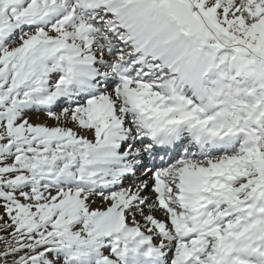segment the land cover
<instances>
[{
    "label": "rangeland",
    "instance_id": "374dc122",
    "mask_svg": "<svg viewBox=\"0 0 264 264\" xmlns=\"http://www.w3.org/2000/svg\"><path fill=\"white\" fill-rule=\"evenodd\" d=\"M186 1L196 5L201 15L206 13L220 31L217 38L220 37L223 44L216 43V36L210 28V31L191 38L189 41L197 42V52L185 66L193 68L180 79L179 75L168 76L167 73L174 72L175 67L165 68L166 64L163 63L175 44L166 53L160 51L167 46L165 44L176 39L170 32L172 28L167 29L169 24L174 23L169 21L166 0H90L84 3L81 0H0V264H147L141 260L144 246H140L153 240L154 247L165 253L161 252V258L167 257L158 264H173L175 256L185 251H188L185 252L187 255L193 253L196 256L192 250L196 246L191 241L196 237L177 241L176 230L173 231L174 224L179 222L181 210L176 196L183 191L179 183L182 181L183 168H188L187 163H192L193 172L202 171V166L214 169L219 165L224 169V165H228L230 178L222 182L226 181L224 184H227L230 180L232 183L226 188L228 192L225 198H228L225 199L227 204L224 207L230 212L228 205H235V201L246 204L244 209L235 210L231 206L234 212L232 216L220 217L221 213H216L215 208L211 209L215 219L207 223V233L201 241V253L197 254L195 264H210V255L218 254L223 258L230 251L238 254L237 264H255L240 257L242 251L236 250L237 253L230 247L218 249L217 242L242 224L241 237H236L238 242L250 237L247 242L250 247L254 243V247H257L259 239L264 245L263 237L258 235L260 232H252L253 227H259L262 231L260 234H263L264 223L260 225V222L248 220L257 208L258 199H264V0ZM91 12L100 14L93 19V15L89 14ZM125 33L127 36L134 35L132 37L137 40L135 45L124 43ZM209 36L213 39L209 40ZM116 43L121 45L116 48ZM145 43V48L140 49ZM123 45L130 46L124 48ZM204 45L208 46V50L205 51ZM210 45L212 49L209 50ZM179 54L178 57L184 56V49ZM129 58L130 65L141 58L158 67L150 81L138 78L139 74L146 75L143 73L146 69L125 76L130 80V88H148L146 82L155 81L157 91L153 92L152 88L147 96V99L151 96L154 102L165 94L164 97L171 96L175 86L172 88V85L176 82L184 91L181 92L190 98H198L199 94L195 93L200 91L197 85L221 92V95L209 92L207 96L212 95L222 102L226 100L225 96L231 102L232 98L241 94L238 99L252 105L249 114L242 115V118L257 116L255 121L246 122L245 130L250 127L260 141L251 143L254 136L243 131L244 120L240 115L234 117L229 109H226L228 117L225 113L215 118L210 115L202 123L199 119L208 115L211 108L207 107L209 103H201L196 112L190 113L191 118L197 120L196 123L188 120L190 125L194 128L195 125L205 124V127L210 125L211 130H215L218 126L222 127L216 123L220 120L226 121L223 125H231L233 120V124L239 121L241 132L244 133L241 145L212 152L208 143L195 144L189 153L185 148L180 150L176 160L160 166L153 173L146 174L144 170L132 168L134 174L131 175L130 183L105 194L91 191L94 184H87L90 178L87 172L92 167L82 165L88 159L84 157L82 147L94 145L93 140L98 139L104 129V117L96 116L94 107L83 100L86 94H80L71 86L72 82H67V68L70 61L75 60L82 66L80 69L76 67L78 70L105 73L103 78L92 73V84L104 85L105 88H100L98 92L100 97L107 98L110 104H115V108L119 107L116 108L117 118L113 114L110 117L116 124L124 125L123 130H129L131 128L126 122L128 120L134 126L135 116L133 111L121 106V95L115 93L119 87L115 81L117 74L120 68H125V61ZM181 62L180 57L173 65L177 66ZM166 63H172V60ZM183 68L184 65L179 69L182 74ZM207 69H215L216 77L207 76L206 80H201ZM201 70L204 72L201 73ZM208 74L213 75V72ZM122 75L120 73L118 78ZM107 79L108 82L105 81ZM62 86H66V90L72 89L73 95L80 94L75 97L76 102L72 103L73 97L70 96L45 99ZM188 90L193 93L189 94ZM121 97L125 98L124 95ZM58 99L66 104L48 107ZM236 104L237 112L244 114L247 111L242 110L243 104ZM167 107H171L170 104ZM193 109L194 105L189 111L183 110L181 113L188 118L186 112ZM220 112L222 109L212 110V113ZM70 141H73L71 147L68 144ZM142 145L147 148L146 140L142 141ZM77 156L80 158L78 161ZM157 181L167 183L165 187H168L169 194L175 200L176 205H170L169 212L166 211L165 203H171L156 198L154 190ZM120 182V178L112 181ZM135 183H139L140 189L145 188L144 191L134 186ZM126 189L128 192H123ZM139 193L141 195L137 199ZM133 195L135 201L141 203L143 199L149 198L151 203L147 201L142 207L137 204L133 206L130 204ZM210 206L206 205V213ZM244 213L248 215L244 216ZM131 214L136 217L130 218ZM257 217L258 220L263 219ZM163 218L170 223H164ZM120 222L133 229L134 235L128 238L123 233L108 232V227L114 228ZM133 222H139L141 228L135 227ZM213 225L222 227L220 230L216 227L217 235L214 239H208L212 235ZM169 227L173 228L169 230Z\"/></svg>",
    "mask_w": 264,
    "mask_h": 264
},
{
    "label": "bare ground",
    "instance_id": "6f19581e",
    "mask_svg": "<svg viewBox=\"0 0 264 264\" xmlns=\"http://www.w3.org/2000/svg\"><path fill=\"white\" fill-rule=\"evenodd\" d=\"M81 1H83V3H84L87 0H81ZM172 31H173V29H172ZM176 31H178V29H176ZM184 36L182 34H180L179 32H177V37L180 38V41L177 44V46L175 47V49L169 55L170 59L178 57L180 55L179 53H181L182 50L185 49V46H186L185 43L186 42H185ZM124 45H123L124 48L127 47ZM129 60H130V58L127 61H125V66H124V67H126V68H124V72L127 75H130V72L132 73L135 71H138V72L144 71L146 68L148 71V72H146V75H145L146 79H144L145 76H139V78L147 81L150 79L151 76H152V78H154L153 75L156 73V71H158L157 68L155 70V67H151L150 64H147L146 63L147 60H146V62L144 60H139V61L133 63L132 65H130V70L128 72L127 68H128ZM70 62H73V61H70ZM77 65L82 68V66H80L79 64H77ZM78 66H76V64L74 62H73V64H69L67 75H68V77H70V73L73 72L74 78L72 80H70L68 78L67 82H72L71 86H73L74 89H77V91H79L80 94L81 93L84 95L86 94L85 98L83 100H85V102H87L88 104H91V106L94 107V113L96 116H103L104 117V120L102 121V123L104 124V129L100 133L101 135L99 136V138L98 139L95 138V140H93L94 145L91 147L79 146V147H82V150L85 151L84 157L88 158V159L84 160V161H87V166L92 167L87 172V173H93L91 175V177L88 178L89 182L87 180V182H88L87 184L90 185L93 183L94 189H90V190L93 192H98L99 195L105 194V193L109 192V190L116 189V188H119L121 186H124V185L130 183L131 177H130V174H127L126 167H129V166L132 167L133 166V163L131 162L132 157L138 158L139 161L145 157V151H143V149L141 148L140 139H143V140L146 139L145 132L148 131L147 129L151 125L154 127L160 126L162 134L166 138H170V139L176 138L178 136V133H176L175 130H179L180 134H181V130L183 128L188 129V131H190V132L191 131L194 132L195 130L196 131L201 130V131H199L201 133H202V131L210 132V134H209L210 136H211V134L215 133L216 134L215 140L208 138L209 135L206 137L205 133H202L201 138H200V142L204 143L206 140H209L212 144L214 142L215 144H217V150L222 149L223 146H225L226 149H230V147L233 148L234 146L237 147L238 145H241L239 141L242 140V133L243 132H241V129L239 126V121H236L233 125H223L222 127L218 126L215 130L214 129L211 130L210 125H207L205 127V124H202L203 126L195 125L193 128L192 125H190L191 122L188 121L190 119L193 120L190 116V113L196 112L200 107L199 106L196 107L194 109L195 111L191 110L190 112H186V114L188 115V118H186V116L181 113V111L183 112V110H185V108L183 107L184 102H181L182 92H181V89L179 88L178 85L174 86V89L172 90L173 93L171 94V96H167V97H164V98H162L156 102H150L149 103L146 100L148 93L151 90H153L152 88L156 89V86H157L155 81L153 83L152 82L149 83L150 80L148 82H146L148 89H146L147 88L146 87L143 90L128 87V85L125 84L124 79H118V81L115 80L119 85V87H117L119 90V93H118V90H116L115 93L117 94V96H119V94L121 96L125 95V98H124L125 100L121 96L119 97V100L122 101V105H121V102L118 101V99H117V102L120 103V105L122 107H124L125 110L135 112L134 126H133V123H131V125H130L128 120L126 122V124H128V126H129V128H131L132 130L131 129L123 130L124 125L116 124V121L110 119V117H107V119H105L106 116H111L112 114L115 115V117L117 118L118 110L116 108H119V107L115 108V106H114L115 104L114 105L110 104V102L107 100V98L104 99V98L100 97V93H98V92H99L100 88H105L104 85L98 86L100 84H98V85H95L94 83L92 84V79H93L91 77V76H93L92 73H95V75H99L98 72L90 70L91 73H88L85 70H78L76 68ZM72 67H74L77 70V72L74 70V68L71 69ZM126 72H128V73H126ZM181 76H182V73H180V70H179V78ZM102 77L103 76H99L98 78H102ZM80 83H84V85H81ZM103 83H105V82H103ZM68 84L70 85V83H68ZM66 89H67L66 86H62L61 88L55 90L53 93L48 94L49 96H47L45 99L46 100H52V99H55L56 97L62 98V96H70V98L73 97V100H71L68 97H64V98L70 99L72 103L76 102L75 97L80 95V94L73 95L72 89H70V90H66ZM140 91H142L141 94L139 93ZM108 96L109 95H107V97ZM213 99H215V97H213ZM59 100L60 99L55 100V102H53L54 104L53 103L51 104V107L56 106L60 103L66 104L65 101H59ZM186 100H188V98H186ZM216 100H218V99L216 98L215 101ZM169 104L171 107H167ZM173 104H175V108H172ZM212 104L214 106H216V102L212 103ZM44 106H46V105H44ZM137 106L141 107V108L139 110H137L136 109ZM48 107H50V104L48 105ZM84 109L86 110L87 107H85ZM102 109H103V111L101 112ZM226 109L230 110V108H228V107H226ZM246 109L247 108L244 106V109H242V110H246ZM145 110L149 111L148 116H144V115L140 116V114H143V111H145ZM203 111H205V110H203ZM229 112H231V110ZM232 114L234 117H236L237 115L242 116L241 113L237 112V109H236L235 113H232ZM152 115H155V117L154 118L151 117ZM211 117H212V114H211ZM206 118L207 117H204L202 119H206ZM202 119H199V120H202ZM139 122L141 123L140 129L137 126L139 124ZM193 122L196 123L197 120H193ZM221 122H223V124H224L226 121H221ZM221 122H219V123L216 122V123L222 124ZM202 123H205V121H202ZM188 125H189V127H186ZM126 128H127V125H126ZM136 128L139 129L140 131L139 130L137 131ZM133 130H135V131H133ZM128 131H132V133H128ZM232 134H234V136L231 138ZM198 135H199V133H197L195 136L199 138L200 136H198ZM147 138H148V136H147ZM186 138L188 139L189 137L187 136ZM72 143H73V141L68 142V144H70V147H71ZM181 143H184V142L182 141ZM125 145H128V146H125ZM134 147L135 148L138 147V148H136L134 153H131L130 151L133 150ZM120 152H122V153H120ZM124 152H126V153H124ZM78 160H80L79 156L76 157V161H78ZM202 162L203 161H200V163H202ZM191 164L192 163H189L188 168L184 167L183 168L184 171L182 170L183 173L181 172L182 181L179 183V187H180V189H184V191L182 193H178L177 197H183V201H181V202L186 204L187 207L189 208V210H187L186 213H182V216H184L185 219L182 223H179V224H185L186 222L187 223L191 222L192 230H195L198 227V226H196L197 222H202V221L207 222L208 219L206 217L205 220H202L203 217L207 214L206 211H204L201 213V219L197 222H194V218L196 217V215L192 214V210L194 209V206H191V205H195V206L198 205V206H204V207H206V205H211L210 207L217 206V207L224 208L225 211L228 212L227 208L224 207L226 204L222 203L223 200L228 198V196H227V198H225V195L228 192V190L226 189L227 188L226 186H228V185L224 184V183H226V181L223 183L222 180L223 179H229L230 176H229L228 172L226 170H224L223 168H221L219 165L214 169L213 168L208 169V168L202 166L201 167L202 171L197 170V171L193 172L192 171L193 166L191 167ZM203 165H204V163H203ZM224 166H226V164ZM227 167H228V165H227ZM220 169H223V170H220ZM96 177H97V179H95ZM117 178H121L122 181L120 183H112V181H114ZM210 179L212 181L211 185L206 186V183ZM97 181H98V185H97ZM105 181H110V184H109V182L106 184ZM134 186H138V189H140L139 183H135ZM144 189L145 188H141L140 190L144 191ZM163 189H164L163 187L157 186V188L154 190L155 193L157 194L156 198L159 197V193ZM123 192H128V191L126 189ZM130 193H131V191H130ZM165 194H167V193H165ZM140 195H141L140 193H139V195L137 194L136 198L139 199ZM134 198H135V195L132 196L130 204L133 206L135 204H137L140 207H142L145 202L147 203V201L149 199L148 198V199L144 200L141 197L143 200L140 203V201H135ZM148 203H151V202L148 201ZM157 204H158V202H157ZM244 206H245V204L241 203L236 208H243ZM155 207H156V205H155ZM165 207H166V211L169 212L168 210H169L170 204L165 203ZM132 214L129 216H131L130 218L133 219L136 216H134ZM163 215H165V214H163ZM232 215H233V213L230 214V216H232ZM257 216H260V215H257ZM150 218H152V217H150ZM196 218H198V217H196ZM255 220H258V217H256ZM163 221H164V218H163ZM171 221H174V219L171 218ZM118 223L115 224L114 228L108 227L107 228L108 232L113 231V232H117L119 234L123 233L125 235H128V238H130V235L131 236L134 235L133 229L128 228L126 225L124 226L123 222H120L119 225H118ZM164 223L168 224L170 222H169V220H167V221L165 220ZM133 225H135V227L139 226V228H141L139 225V222H137L136 224L133 222ZM260 225H263V223L260 222ZM161 226H163V225H161ZM175 226L177 227V229H179V230L181 229L180 225L178 226L177 224H174V227ZM239 226L240 227H238V226L234 227L230 233H228L227 235L223 236V238L220 239L219 245H218L219 248L227 247L228 245H230V248H234L235 249V250L233 249L234 251L237 250L239 252L240 250H242L244 248L250 247L249 244L247 243L250 241V237L248 239L247 238L244 239L242 242L237 241L236 237L237 236L241 237L240 228H241L242 224H239ZM176 227H175V229H176ZM172 228L173 227H169V230H171ZM215 228H214V231H216ZM251 228H252V226L250 227V229ZM262 230H264V229H262ZM259 231H260L259 227H253V229H252V232H259ZM258 235H260L264 239V233L263 234L259 233ZM254 236H256V235H254ZM175 239H176V237H175ZM121 241L122 240H120L119 243ZM201 241H202V239L200 240V239L196 238V239H194V241L192 243H194V245H199ZM260 241H262V240H260ZM252 243H254V241ZM149 245H152V244L150 243ZM149 245L145 246V248L143 250L144 255H145L146 250L149 247ZM170 245H172V243ZM254 245H255V243H254ZM256 245H258V243H256ZM260 248L261 247L258 246L255 249L256 251L253 250V251H246V252H248V253L249 252H255V253L261 252V251H259ZM155 251L161 252V250L157 249V248H155ZM185 252L188 253V251H185ZM185 252H183L184 256L181 255V259L179 261H177L175 264H181V262H184L190 256V254L187 255V253H185ZM231 252H233V251H231ZM144 255L141 258V260L144 263H147L148 260L144 259ZM185 255H187V256H185ZM237 255L238 254L234 253L231 256H228V257L226 256L227 258L225 256H223L224 259L226 258V261H224V259L220 255H218L217 260H216V264H235L236 260L239 258ZM210 256L211 257H210L209 261L211 263L213 256L212 255H210ZM165 258H167V257L165 256ZM195 259H196V257H195ZM139 260H140V258H139ZM116 261H118V260H116ZM149 262H150V260H149Z\"/></svg>",
    "mask_w": 264,
    "mask_h": 264
},
{
    "label": "water",
    "instance_id": "95a60500",
    "mask_svg": "<svg viewBox=\"0 0 264 264\" xmlns=\"http://www.w3.org/2000/svg\"><path fill=\"white\" fill-rule=\"evenodd\" d=\"M178 7H179V9H182V10L185 12V13L183 14L182 17H180V15H179L178 12H177ZM171 9H172L173 15H174L177 19H179L180 22H181L182 24H184L185 26H186L188 23H190L189 21H193V18L189 15L187 9L185 10V7H184L181 3H177V2H176V3L173 5V7H171Z\"/></svg>",
    "mask_w": 264,
    "mask_h": 264
},
{
    "label": "trees",
    "instance_id": "16d2710c",
    "mask_svg": "<svg viewBox=\"0 0 264 264\" xmlns=\"http://www.w3.org/2000/svg\"><path fill=\"white\" fill-rule=\"evenodd\" d=\"M4 261V260H3Z\"/></svg>",
    "mask_w": 264,
    "mask_h": 264
}]
</instances>
